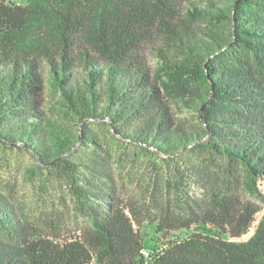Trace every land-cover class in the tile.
<instances>
[{
	"label": "trees",
	"instance_id": "1",
	"mask_svg": "<svg viewBox=\"0 0 264 264\" xmlns=\"http://www.w3.org/2000/svg\"><path fill=\"white\" fill-rule=\"evenodd\" d=\"M92 122L162 158L227 157L263 200L264 0H0V143L38 167L66 164L91 220L71 239L29 234L0 191V264H264L263 207L230 189L156 219L158 233H182L146 248L137 210L107 184H80L66 157L97 143Z\"/></svg>",
	"mask_w": 264,
	"mask_h": 264
},
{
	"label": "rangeland",
	"instance_id": "2",
	"mask_svg": "<svg viewBox=\"0 0 264 264\" xmlns=\"http://www.w3.org/2000/svg\"><path fill=\"white\" fill-rule=\"evenodd\" d=\"M174 110L182 121L196 122L191 111L176 107ZM68 126L78 133L70 123ZM88 131L97 143H78L66 156L76 164L73 169L76 177H80L79 183L90 178L95 183L107 184L127 205L133 206L141 221L137 228L148 249L161 247L163 241L182 233L181 230L166 235L158 233L156 219L167 215L187 218L188 210L204 202L211 188L237 190L261 204L264 211V199L258 200L243 190V167L227 157L188 149L174 157L162 158L120 140L108 124L89 123ZM79 135L82 139L81 132ZM37 165L38 159L28 150L7 148L0 143V191L12 203L27 233L56 240L80 236L91 220L74 193L71 170L64 163ZM258 186L264 196V179L259 180ZM257 222L241 240L253 235Z\"/></svg>",
	"mask_w": 264,
	"mask_h": 264
},
{
	"label": "built area",
	"instance_id": "3",
	"mask_svg": "<svg viewBox=\"0 0 264 264\" xmlns=\"http://www.w3.org/2000/svg\"><path fill=\"white\" fill-rule=\"evenodd\" d=\"M144 254H145L146 256H149V255H150V251H149L148 249H145V250H144Z\"/></svg>",
	"mask_w": 264,
	"mask_h": 264
}]
</instances>
